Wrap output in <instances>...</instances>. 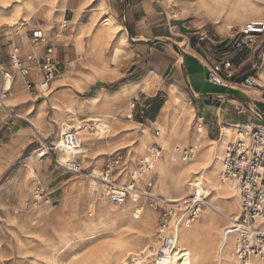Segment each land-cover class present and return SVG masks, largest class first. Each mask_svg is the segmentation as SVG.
<instances>
[{
	"label": "crops",
	"instance_id": "0c3cea01",
	"mask_svg": "<svg viewBox=\"0 0 264 264\" xmlns=\"http://www.w3.org/2000/svg\"><path fill=\"white\" fill-rule=\"evenodd\" d=\"M206 2L208 3L207 0H54L49 19L39 21L37 16H33L31 21H26L22 8L14 11L20 12V16L14 12L13 15L4 17V20L0 16V35L1 30L7 32L9 47L14 34L11 31L18 28V24H25L21 32L23 37L28 39L29 31L32 35V31L41 30L48 39V45L52 46L53 56L58 60L54 49L61 48L64 59V62H59L58 77L51 82L50 94L44 96L45 99L48 98L49 106L44 101L36 104L31 98L30 90L35 88L39 91L37 84L41 80L40 70L36 66L32 68L40 73L38 83L28 75L31 80L29 85L33 87L26 88L21 85L24 79H17L21 88L14 96L11 95L9 103L16 119H7L5 125H2L5 117L0 114V132H3L0 137V169H12L26 149L33 145L34 139L39 143V149L47 145L42 137L52 135L55 127H58L54 109L61 107L74 108L78 111L80 121L96 118L111 127L112 133L87 151L95 167L119 157L122 158V163L123 157L118 155L124 150L128 152V147L137 140V136L142 135L144 128L148 132L153 129V136L159 138L160 130L154 124L163 116L170 94L183 100L185 110L189 113L177 125L173 141L183 146L179 150L190 149L195 141V128L200 125L204 144L196 151L198 157L206 158L211 154V146L220 141L223 127L241 126L249 120L256 126H264V94L255 97L247 93L243 85L245 77L234 72L231 20L225 21L223 18L217 22L220 15L209 14L202 4ZM59 6H62L61 12ZM68 12L70 16L66 17ZM10 19H14V22L9 23ZM108 21L110 29L103 30L99 36L104 52L97 57L80 53L76 49V38H80L86 45L100 25ZM59 28L63 32L59 40H56L50 31L55 29L58 32ZM28 43L31 49L20 60L24 61L28 56L36 59L45 56L44 45L38 44L40 48L32 46L31 36ZM9 47L6 53H10ZM222 56L231 58L233 68L228 75L222 74V85L210 84L206 81L207 67L220 61ZM89 67L104 71V78L97 77L89 81L92 75ZM134 98L138 99L137 108L131 110L129 104ZM49 109L52 111L50 121L46 119ZM16 113L32 120L36 114H40L43 135L35 127L31 129L30 123L16 116ZM164 113L170 127L171 113ZM255 120L259 122L255 124ZM98 124L101 122L98 121ZM95 128L98 129L97 126ZM154 145L161 147L163 151V147L156 142H152L150 147ZM79 157L82 165L85 164L81 152ZM37 160L44 163L45 167H51L47 163L51 159ZM107 166L98 175L106 171ZM118 166L110 172L112 178ZM143 178V182L138 185L136 183L135 187L152 195L153 174ZM126 179L127 173L123 182ZM117 180L115 179L116 182ZM130 182L131 177L129 181L119 184ZM148 183L151 185L147 188ZM44 193L45 198V188Z\"/></svg>",
	"mask_w": 264,
	"mask_h": 264
},
{
	"label": "rangeland",
	"instance_id": "374dc122",
	"mask_svg": "<svg viewBox=\"0 0 264 264\" xmlns=\"http://www.w3.org/2000/svg\"><path fill=\"white\" fill-rule=\"evenodd\" d=\"M207 1L209 2L210 0ZM24 2L25 0H0L1 19L4 20V17L8 14L13 15L15 10L17 11L19 8H22L25 11L24 18L27 21L28 18H31V14L24 8ZM234 2L235 0H230V6ZM244 3L248 7L247 11L244 12L241 9L239 10V16L231 19V27L233 28H231L232 36L247 22H264V0H244ZM225 11L220 14L217 22L223 20ZM14 14L20 16V12H14ZM68 16H70L69 12L66 17ZM13 20L10 19V21ZM38 20L40 21L39 18ZM34 22L37 24V21ZM24 25L18 24V28L11 31L15 35H12L13 39L10 47V39L6 36L7 32L4 33L1 30L0 67L6 73H10L13 76V85L15 87V89H12L11 94L8 93V99H11L10 97L14 96L21 88L17 82V78L22 77L24 79L21 85L26 88L28 84H31L29 74L24 77L21 74V69H17L19 74L16 75L10 68V56L12 54L16 53L18 57L22 58V55L26 53L18 40V34L23 30ZM102 32L103 30L99 28L89 38L86 45H84L80 38H76V49L80 53L93 54L97 57L99 53L104 52V48H102L101 41L99 40ZM51 35L53 37V34ZM30 36L31 32L29 31L27 33L28 39ZM62 40H64V34ZM8 47L10 53H6ZM36 48H40V45L36 46ZM54 50L58 57V62H64L61 48H55ZM68 60L73 61L75 59L68 58ZM68 60H65V62ZM263 61L264 35L257 37L253 40V45L245 49H236L233 47L234 72L242 78L255 76L257 79L259 70L264 64ZM20 62L21 66L29 72L33 66L39 69L41 59L29 58L28 56L26 60L23 61L21 59ZM260 91L264 94V88H261ZM30 93L32 101L36 104L42 103L43 101L48 104V98H43L37 89H31ZM6 111H9V109H4L0 105V114L5 117L4 124L2 125H5L8 119ZM10 112L14 114L13 110ZM15 115H19L29 122H34L38 118L43 128L40 114H36L34 120L19 113ZM51 116L52 111L49 109L46 119L50 121ZM54 117L57 121L59 120L55 109ZM258 122L257 120L254 121L255 124ZM57 131L58 127L56 126L52 135L48 137L41 136L46 140L47 145H53L51 141ZM148 133L151 137L155 138L153 136V129H150ZM2 136L3 132H0V137ZM34 140L33 145H30L26 149L12 169H0V264H151L149 262L150 254L158 246L157 241L162 224L170 223L174 214L180 209L181 204L188 206L187 203H181L180 206H176L177 204L167 202V197L161 194L160 198L163 199L161 201L154 200L153 198L140 197L137 198V201L129 200L125 205L115 206L104 196L100 183L91 177L93 170L98 173L113 159L107 164H99L98 167H95V164H92L90 157H88L85 160V164L82 165L83 175H65L60 168L54 166V161L47 162L51 167H45L44 163H41V161L35 158V154L40 145L36 139ZM149 147L150 145L146 147L144 153ZM129 149L130 147H128V152L124 150L119 155L117 154L123 157V161L119 164L115 172L116 174L113 176L116 180L119 179L116 183H125L130 180L131 172H134L139 159L143 155L131 157ZM173 154L181 165L186 164L181 161V155L179 153ZM30 161L32 163H29ZM119 172L123 174L119 176ZM126 173L127 179L123 182ZM150 173L153 174L154 186L156 180L154 169ZM92 179L99 186L96 192L90 188ZM36 180L42 183L47 195L39 205L34 207L32 204V192ZM22 183L26 186L21 191ZM64 190L66 191V196H64ZM172 195L174 196L175 193ZM102 199H104L106 208H110V210L115 212L127 213L126 219L120 221L113 219L112 216L107 214L108 210L106 208L100 207V200ZM187 200H189V197L185 198L184 201ZM147 214L150 215L151 226L145 227L143 219ZM167 214L169 219L166 216ZM202 217L203 210L198 219L189 225L202 227ZM11 220H14V222L11 223ZM216 225L217 229L221 226V231L229 226L226 219L220 216L217 219ZM167 227L171 228L170 224ZM113 230H116L117 233L113 232ZM169 231L172 232L171 229ZM123 245H128L130 249L134 250L128 252L120 260L122 255L121 247ZM206 255L207 258L204 264H213L212 258L214 256V250L208 249ZM127 257L128 259L123 262V259Z\"/></svg>",
	"mask_w": 264,
	"mask_h": 264
},
{
	"label": "bare ground",
	"instance_id": "6f19581e",
	"mask_svg": "<svg viewBox=\"0 0 264 264\" xmlns=\"http://www.w3.org/2000/svg\"><path fill=\"white\" fill-rule=\"evenodd\" d=\"M53 3L54 0H25L24 8L27 9L28 13L31 14V18H28L27 21H31L32 16H37L40 18V20L49 19L51 17ZM202 4L209 14L211 13L215 16H219L226 10L224 17L225 21L239 16V10L242 9L244 12H246L248 8L244 5V0H235L231 6L230 0H210L208 3L206 2ZM225 7L228 8L226 9ZM58 9L59 12H61L62 6H59ZM100 28L101 30H109L110 22L108 21L101 24ZM41 29L44 30L42 26ZM58 30V32L55 29L50 31L56 40H59L61 37L62 31L60 28ZM55 31L56 33H54ZM21 32L18 34V40L23 46L24 52L27 53L30 50L28 39L23 37ZM15 51L17 50L15 49ZM14 57L18 58L16 53L10 56V68L12 69L13 73L17 75L19 74L17 68L15 65H12V59ZM89 68L92 70V75L89 78V81H93L97 77L101 79L104 78V71H99L94 67ZM37 69H30L31 73L29 71L30 76L35 79L36 83H38L40 80V73ZM257 83L261 88H264V64L259 70ZM13 84V76L10 73H6V82L5 84H2V86L5 87L7 91H9V94H11L12 89L15 88ZM246 92L253 96H258L261 93L259 89H246ZM41 96L43 95L41 94ZM8 98L9 97L3 101V104L9 109V111H11L12 109L9 105L11 99ZM43 98L45 97L43 96ZM168 100L169 102L167 103L164 112L166 111L171 113L172 123L170 127L169 120L165 118V113L163 112V116L159 117L158 121L154 124L160 130V137H151L148 133V130L144 128L142 135L137 136V140L131 144L129 154L131 157L144 154L146 147L152 142H156L161 145L163 147V151L161 153L162 157L157 160L153 166L156 180L152 188L151 197L154 200L161 201L163 200L160 198L162 194L167 197V202L177 204L176 206H180L181 203H187L188 205L183 206L181 204L180 209L174 214L171 222L169 223L172 233L175 234L174 249L172 251L169 264H204L205 259L207 258L206 252L208 249L214 250V256L212 258L213 264H237V260H235L233 254L235 239L232 236L225 235V231L229 228V226L225 227L223 231H221V226L217 229L216 222L217 219H219V216L224 219L227 216L233 220L239 218L240 216L239 199L234 192L232 193L221 185L219 182V170L221 169L227 144L230 143L235 135H240L241 129L232 126L223 128L221 127L222 136L220 141L217 143L215 142L211 146L210 155H208L206 158H201L198 157V153L196 151L202 144H204V140H202V129H199L200 132H198L197 129L199 125H197L195 128V141L192 147H190L193 155L191 156V160L189 162H187L185 165H181V163L176 160L173 153L175 150H178V148H182L183 146L179 143H174L173 135L177 125L182 122L183 117L189 113L185 110V103L183 100L179 99L178 97L175 98L171 94ZM55 112L57 113V118H59V126L56 135L52 138L51 144L58 145L60 142L59 135L70 130V128H75L77 131H79L78 135L82 144L81 156L83 157L84 162L89 157L87 152L88 148L97 146L98 143L106 138V136H109L112 133L111 127L102 120L92 118L91 120L88 119L86 121H80L78 118V112L71 106L55 108ZM98 121H100L101 124H98ZM29 123L31 129L35 127L37 131L43 135V128L38 121V118L35 119L34 122ZM95 126H97L98 129H96ZM57 157L61 161L71 158L70 154L63 150H59L57 152ZM92 174V178L96 179L98 177V173L95 170H93ZM119 174V176H121L123 173L119 172ZM143 179L144 178L138 179L137 185L140 182H143ZM24 183L21 184V191L23 190V187L26 186ZM98 187L99 186L92 179L90 188L96 192L98 191ZM63 192L64 196H66V191L64 190ZM174 193L176 196L172 195ZM187 197H189V200L184 201ZM197 197H203L204 200V208L202 206L200 208V214L203 210L202 227H197L195 225L190 226L189 224L191 223L186 222L188 213L187 209L191 208L193 200ZM103 200L104 199L100 200V207L106 208ZM136 200L138 199L135 198V201ZM106 210H108L107 214L112 216L115 220L120 221L126 219L127 213L115 212L110 210V208H106ZM12 222H14V220H11V223ZM143 224L145 227L151 226L150 215L147 214L144 217ZM173 227H176V229H172ZM113 232L117 233L116 230H113ZM121 248L122 255L120 260H122V258L128 252L134 250L130 249L128 245H123ZM151 255L152 253L150 256ZM127 259L128 257L123 259V262ZM251 264H263V262L260 259H253Z\"/></svg>",
	"mask_w": 264,
	"mask_h": 264
},
{
	"label": "built area",
	"instance_id": "2783aa9c",
	"mask_svg": "<svg viewBox=\"0 0 264 264\" xmlns=\"http://www.w3.org/2000/svg\"><path fill=\"white\" fill-rule=\"evenodd\" d=\"M263 35L264 22H247L236 34L233 36L231 34L232 48L245 49L250 47L253 45V40ZM38 44L44 45L46 52L39 65L41 80L37 86L39 92L43 96H47L50 94L51 82L58 77L59 62L53 56L52 46L48 45V39L44 32L37 29L32 31L31 45L36 46ZM12 63L17 69H21L22 76L25 77L29 74L28 70L21 66L19 57H14ZM232 68L231 58L222 56L220 61L208 65L206 81L210 84L222 85L224 82L222 74L228 75ZM0 79V105L6 109L3 101L7 98L9 91L2 86L6 82V73L1 67ZM243 80L245 89H261L255 76H248ZM27 86L28 88L33 87L29 84ZM137 103V98L132 99L129 104L130 109L135 110ZM6 114L9 120L16 119L10 111H6ZM236 128L241 129V133L226 147L225 156L219 170V182L238 197L240 216L234 220L227 216L225 217L229 224L225 235L232 236L235 239L233 254L237 264H251L253 259H260L264 264V126H256L249 120L246 124ZM199 129H201V126L198 127V132H200ZM156 135H159V133L156 132ZM59 141L58 145L42 146L36 152L35 157L38 159H51L65 174L83 175L81 157H79L82 144L77 130L70 128V130L60 134ZM59 150L68 152L71 158L61 161L56 157V153ZM174 152L181 155L183 163L189 162L193 155L190 149H178ZM161 153V147L151 146L139 161L136 170L132 172L131 182L125 185L116 183L110 174L112 169L119 165L122 158L119 157L112 161L107 166L106 171L100 172L95 179L103 188L104 196L115 206L125 205L127 201H135V198L140 197L152 199L148 191H140L135 187V184L138 179L150 174L155 162L162 157ZM150 185L148 183L147 188ZM32 194V204L36 207L45 196L44 188L40 182H36ZM192 203L191 208L187 209V223H193L198 219L200 208L204 204L203 197H197ZM166 216L169 219L168 214ZM168 224H162V228L159 230L158 246L149 260L151 264L170 263L169 260L174 249L175 234L169 231L171 228L167 227ZM172 229L175 230L176 227Z\"/></svg>",
	"mask_w": 264,
	"mask_h": 264
},
{
	"label": "snow or ice",
	"instance_id": "6c2138e0",
	"mask_svg": "<svg viewBox=\"0 0 264 264\" xmlns=\"http://www.w3.org/2000/svg\"><path fill=\"white\" fill-rule=\"evenodd\" d=\"M14 21H9V23H13Z\"/></svg>",
	"mask_w": 264,
	"mask_h": 264
}]
</instances>
